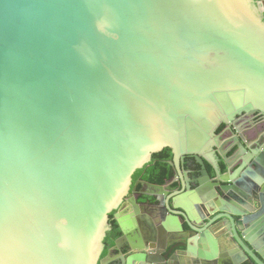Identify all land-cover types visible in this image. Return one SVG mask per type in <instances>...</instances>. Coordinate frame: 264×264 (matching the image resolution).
<instances>
[{
	"label": "water",
	"instance_id": "obj_1",
	"mask_svg": "<svg viewBox=\"0 0 264 264\" xmlns=\"http://www.w3.org/2000/svg\"><path fill=\"white\" fill-rule=\"evenodd\" d=\"M257 111L264 0H0V264H98L127 195H168L131 189L164 149L177 175L185 158L201 166L194 191L183 180L168 197L171 216L193 229L201 206L231 220L245 184L208 152L221 124ZM173 225L161 235L175 238ZM249 242L250 264H264Z\"/></svg>",
	"mask_w": 264,
	"mask_h": 264
},
{
	"label": "flooded vegetation",
	"instance_id": "obj_2",
	"mask_svg": "<svg viewBox=\"0 0 264 264\" xmlns=\"http://www.w3.org/2000/svg\"><path fill=\"white\" fill-rule=\"evenodd\" d=\"M216 137L217 145L208 154L212 155L217 168L225 173L227 169L221 150L231 164L229 174L233 176V182L242 180L245 184L243 187L236 186L233 191L235 198L230 197L229 205L238 215L228 220L220 213L198 206L200 211H194L197 219L191 221L193 229L181 216H171L168 197H179L177 194L182 193L184 188L181 183L183 180L189 182L194 191V183L201 177V166L193 158H185L181 162L183 176L177 175L170 166L172 176L162 184L168 195L161 202L156 203L141 194L130 193L109 215L110 230L104 239V249L98 264H129L128 258L139 254H144L146 258L134 260L132 264H250L248 251L252 249L249 239L264 249V227L259 232L253 228L258 220L263 218L264 222V112L238 115L229 125L221 124ZM170 161L166 162L169 164ZM209 164L206 162V169L215 180L217 171ZM141 181H146L143 175L136 180L133 177L131 189ZM137 189L145 190L140 185ZM118 219L130 238L121 251L114 248L116 241L124 237ZM171 223L177 231L175 238H165L161 235L162 231H166ZM114 231L119 236L114 240V245L109 246ZM131 245H142L144 250L130 251Z\"/></svg>",
	"mask_w": 264,
	"mask_h": 264
},
{
	"label": "trees",
	"instance_id": "obj_3",
	"mask_svg": "<svg viewBox=\"0 0 264 264\" xmlns=\"http://www.w3.org/2000/svg\"><path fill=\"white\" fill-rule=\"evenodd\" d=\"M173 156L171 150L164 149L162 152L154 154L152 157V161L145 166L143 169L138 170L134 175V180L143 175V178L153 184H164L166 183L172 176V168L166 162L168 160H172ZM119 236V233L114 231L112 232V239L109 241V246L114 245V240ZM106 253H103V255Z\"/></svg>",
	"mask_w": 264,
	"mask_h": 264
}]
</instances>
